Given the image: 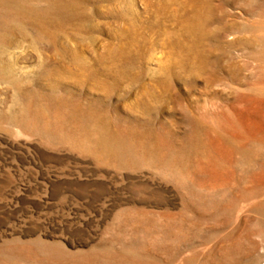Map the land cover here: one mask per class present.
Masks as SVG:
<instances>
[{"label": "rangeland", "instance_id": "obj_1", "mask_svg": "<svg viewBox=\"0 0 264 264\" xmlns=\"http://www.w3.org/2000/svg\"><path fill=\"white\" fill-rule=\"evenodd\" d=\"M27 1L69 16L0 43V264H264V0Z\"/></svg>", "mask_w": 264, "mask_h": 264}, {"label": "bare ground", "instance_id": "obj_2", "mask_svg": "<svg viewBox=\"0 0 264 264\" xmlns=\"http://www.w3.org/2000/svg\"><path fill=\"white\" fill-rule=\"evenodd\" d=\"M204 4L209 5V2L207 1ZM66 10H67V8H65L64 5H61V4L58 5L57 3H51L47 7H40L39 8L38 6L36 7L34 5V3H29L27 0H0V43H2V40L3 41L5 40V42L8 41V40H6V38L9 39L11 37L10 36L11 33L9 31H12L18 37L21 36L22 39H26L27 36H28L29 40H30L29 41L30 46H32V47L34 45L37 46L36 45L37 39H40V38L43 39L44 36H47V38L49 40V43H50V40L51 39L53 40L54 35L52 34V32L47 33V35H46V33L43 32V30H41L42 29L41 25L44 22H46V20L48 19V17L46 18L48 13H53L54 17L56 18V19L55 18L51 19L49 21V23H54V24H57V25L58 24L61 25V23L64 22L65 18L69 16V15H67ZM37 11H41V12L36 13ZM25 13L31 14L33 16V19H31V20L30 19H25L23 17ZM197 21L198 22L194 23V24L199 25L200 27H202L204 22H205V18L201 17V19L199 18V20H197ZM30 26L31 27L33 26L35 28L31 34H30L31 29H29ZM41 41L43 42V40H41ZM12 43L14 45H19V43H15V41L12 42ZM47 45H49V44H47ZM50 45H51V43H50ZM4 53H5L4 48L2 49V47H0V57ZM12 75H14V74H12ZM11 77H10L9 70H8L7 66L0 65V78H1V80L5 79L7 81H11L12 82L13 79L11 80ZM12 83H13L15 88H18V82H16L14 80Z\"/></svg>", "mask_w": 264, "mask_h": 264}]
</instances>
